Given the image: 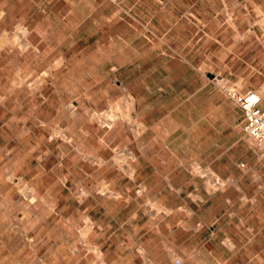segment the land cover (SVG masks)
Here are the masks:
<instances>
[{
  "label": "crops",
  "instance_id": "obj_1",
  "mask_svg": "<svg viewBox=\"0 0 264 264\" xmlns=\"http://www.w3.org/2000/svg\"><path fill=\"white\" fill-rule=\"evenodd\" d=\"M139 1L154 8L128 3ZM164 1L179 0H0V32L22 25L27 48L62 58L47 77L51 91L0 92L1 246L8 248L9 234L26 237L37 264H93L98 255L87 245L97 246L107 264H264V159L245 134L243 110L212 79L256 87L249 66L264 64V41L258 31L256 38L243 35L259 17L256 0H243L240 9L219 0L225 8L216 10L215 0H204L207 8L193 5L184 26ZM67 50L75 52L68 57ZM53 92L61 107L72 97L82 112L131 99L141 129L123 126L135 155L126 174L139 182L129 188L143 205L77 200L71 208L61 199L67 189L56 177L64 173L58 168L66 142L52 130L65 126L52 121ZM79 128L85 132L83 123ZM75 145L83 154V142ZM195 164L228 182L210 192L192 172ZM22 180L34 199L14 197ZM148 201L156 211L146 210Z\"/></svg>",
  "mask_w": 264,
  "mask_h": 264
},
{
  "label": "rangeland",
  "instance_id": "obj_2",
  "mask_svg": "<svg viewBox=\"0 0 264 264\" xmlns=\"http://www.w3.org/2000/svg\"><path fill=\"white\" fill-rule=\"evenodd\" d=\"M128 3H137L140 8L149 9L151 7L154 8L153 4L155 2L139 1ZM159 3H163L165 6L164 8L172 9L174 15L181 18L180 24L183 26L187 24V21L190 20V18H193V15L190 13L193 5L199 9L207 8V6L205 7L207 2L204 0H199L197 2L179 0ZM227 3L229 7L237 5L235 8L240 9L242 4L248 2H244L243 0H230ZM257 4H259L260 7H258ZM222 7L225 8V2L223 1L215 0L211 2V8L213 10ZM253 8L254 12H256L259 17H256L253 22L255 26H251L250 29L245 30L243 35H251L254 33V37L256 38L254 31H258V36L263 42L264 0H256L253 2ZM21 9L20 15L22 16L25 12L22 5ZM194 20L196 19L194 18ZM2 27L3 25L0 24V29ZM19 30L21 31L20 33L18 32ZM25 32L26 28L22 25L18 26V29L14 32H0V92L12 88L24 90L36 89L39 91L47 90L49 92L53 88L51 80L47 77H50L54 67L62 62V58H57L54 61V56L49 55L50 50H37L31 47L27 48L28 43L25 37ZM12 41L19 42L20 47L18 49H12L10 47ZM263 49V44L261 43L260 51ZM74 52L75 50H67L68 57ZM262 56L263 54L261 53V57ZM249 69H253L252 76L256 78V88L260 87L262 90V88H264V64L255 65L253 67L249 66ZM115 77L118 78V74H116ZM219 78H222L221 75H215L212 79L220 86V83L224 79L221 81ZM65 81L67 84L71 83L67 82V80ZM233 84L242 86L243 81L239 80L237 83ZM71 98L72 97H65L66 101L61 107L58 103L57 92H53L52 94V121L53 123L61 121L65 126L62 128L57 127L52 130L53 133L59 134L60 137L62 136L66 142L65 151L67 155L63 160L64 165L58 168L59 170H63L64 173L61 176L56 177L57 181L64 184L67 189V193L65 194L66 198H63L62 194L61 199L69 201L71 203V208L74 206L72 205L74 201L77 200H130L132 202H141L143 205L145 198L142 195H139L136 191L131 193L129 188H140L139 182L133 183L127 176V174L132 173V161L135 155L126 142L125 134L127 132L123 126L131 122L135 128V132H140L141 129L140 121H138L133 115L131 99L125 97L117 98L106 108L101 110H91L90 112H82L79 107L74 109L75 104L72 103L73 100ZM60 107L63 108V111L57 112V109ZM41 116H43V114H41ZM81 123L85 126L84 133L81 128H79ZM108 125L111 126L109 127ZM40 131L37 130V136L42 138L43 130ZM247 137L252 142V139L248 135ZM76 142H83L85 148L83 154L76 148ZM64 144L65 143L63 142L62 146H64ZM20 155L21 154H19V156ZM52 165L54 168L55 164L52 163ZM197 166H201L203 169L208 167L195 164L191 169L194 174L203 179L205 186L210 192L219 190L228 182L227 178L220 176L223 179L222 184L217 186L215 184L216 181L211 184V181L213 180L210 177L211 174L215 175L217 179L219 178L214 173L215 171L213 170L214 172H212V169L209 170L208 168L207 176L201 171L199 172ZM10 179L18 181L20 178L11 176ZM39 185L40 188H43V181H40ZM32 191V186L29 185L26 180H22L17 183L13 193H15L14 197L21 194L27 196L29 199H34L35 195H33L34 193L32 194ZM260 199L264 200V193L263 195L262 193L260 194ZM18 200L19 198H17L16 202L19 203ZM146 205L148 208L146 210L150 212L156 211V209L149 210L151 207L156 208V203L148 201ZM71 208H69V211ZM19 239V236L9 234L3 242L8 248H5L4 245L1 246L0 244V264H37L33 262V254H31V250L28 248L29 239L26 237L22 240ZM87 246L98 255V259L93 264H107L101 258V252L97 246ZM211 264L220 263L213 259ZM251 264H259V261L255 259Z\"/></svg>",
  "mask_w": 264,
  "mask_h": 264
},
{
  "label": "built area",
  "instance_id": "obj_3",
  "mask_svg": "<svg viewBox=\"0 0 264 264\" xmlns=\"http://www.w3.org/2000/svg\"><path fill=\"white\" fill-rule=\"evenodd\" d=\"M222 80L223 78H221ZM220 86L243 110L244 131L259 148L260 155L264 159V105L262 104L264 97L260 87L241 89L236 84H229L224 80L220 83ZM241 165L244 166L245 163H241ZM207 169L197 166V170L201 171L204 175H207ZM215 181L217 186L223 183L221 177Z\"/></svg>",
  "mask_w": 264,
  "mask_h": 264
},
{
  "label": "bare ground",
  "instance_id": "obj_4",
  "mask_svg": "<svg viewBox=\"0 0 264 264\" xmlns=\"http://www.w3.org/2000/svg\"><path fill=\"white\" fill-rule=\"evenodd\" d=\"M261 92H262V95H263V97H264V88H262ZM210 177L213 179V180L211 181V184H212L213 182H215L216 179H215V177H213V176H211V175H210ZM210 186H211V185H210ZM213 187H214V184H213ZM213 187H212V188H213ZM212 191H213V190H212Z\"/></svg>",
  "mask_w": 264,
  "mask_h": 264
}]
</instances>
